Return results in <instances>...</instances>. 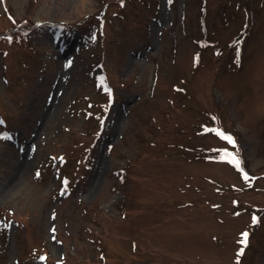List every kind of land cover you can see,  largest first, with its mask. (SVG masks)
Here are the masks:
<instances>
[{
	"label": "rangeland",
	"instance_id": "374dc122",
	"mask_svg": "<svg viewBox=\"0 0 264 264\" xmlns=\"http://www.w3.org/2000/svg\"><path fill=\"white\" fill-rule=\"evenodd\" d=\"M0 122V264H264V0H0Z\"/></svg>",
	"mask_w": 264,
	"mask_h": 264
},
{
	"label": "snow or ice",
	"instance_id": "6c2138e0",
	"mask_svg": "<svg viewBox=\"0 0 264 264\" xmlns=\"http://www.w3.org/2000/svg\"><path fill=\"white\" fill-rule=\"evenodd\" d=\"M0 123H2V122H0ZM224 139L228 140L230 143H232L234 145L237 143L235 140H233V138L231 136H224ZM226 156L230 157V162L232 164H234L237 168H239L241 166V161L238 158V156H239L238 153H226ZM240 243L242 245L241 250H240V255H243L245 248L249 244V233L245 232L242 234V239H241ZM41 259H45V258L42 257Z\"/></svg>",
	"mask_w": 264,
	"mask_h": 264
}]
</instances>
